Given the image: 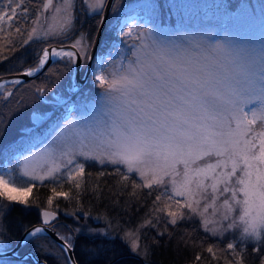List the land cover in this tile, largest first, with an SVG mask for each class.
<instances>
[{
  "label": "snow or ice",
  "instance_id": "obj_1",
  "mask_svg": "<svg viewBox=\"0 0 264 264\" xmlns=\"http://www.w3.org/2000/svg\"><path fill=\"white\" fill-rule=\"evenodd\" d=\"M105 3L106 0H94L93 9H103ZM51 5L52 0H46L43 8L49 9ZM70 6V0H65V5L57 8L58 13L64 12L63 22L57 26L59 31H66L71 24ZM20 7L18 0H6V4L0 0V31L3 22L18 16ZM73 47L83 59H88L87 45L81 46L78 40ZM51 56L67 57L69 63L76 61L71 51L53 50ZM48 60L49 52L45 50L38 67L25 75H33ZM126 60L127 63L114 65L106 74L95 76L103 95L89 117L73 119L69 111L52 146L46 149L47 167L37 171L31 166L35 157H29L23 161L22 175L29 181H45L54 179L63 167L67 180L79 189L85 175L84 162L122 164L128 173H138L144 181L142 185L134 184V188L171 184L168 196L171 203L164 209L170 217L168 223L176 225L184 219L185 213L180 209L187 208L202 218L205 231L215 235L227 230L216 225L228 220L233 208L238 206L242 213L239 219L244 224L241 239L261 242L264 237V49L235 46L231 41L166 43L150 37L140 46L133 44ZM4 88L0 83V89ZM69 91L75 92L76 86ZM257 102L258 107L246 111ZM194 112L198 114L193 115ZM36 119L34 116L33 120ZM165 177L170 179L166 181ZM123 179L127 181V175ZM206 180L211 183L206 184ZM229 192L231 197H225L220 205L224 209L220 220L205 217L210 206L215 216L217 194ZM31 193L30 184L0 175V197L27 207ZM60 196L68 198L69 194L53 189L48 204ZM175 197H184V202ZM200 199H211L203 211L198 210ZM172 204L175 210L171 209ZM43 217L47 224L54 214L45 211ZM209 224L213 227L209 228ZM234 226V223L228 225ZM42 231L38 227L30 235ZM60 239L64 240L65 251L72 249L71 236ZM233 247L228 244L229 249ZM136 248L133 240L132 250L135 252ZM207 251L215 256L213 248ZM235 264L242 261L237 258Z\"/></svg>",
  "mask_w": 264,
  "mask_h": 264
},
{
  "label": "rangeland",
  "instance_id": "obj_2",
  "mask_svg": "<svg viewBox=\"0 0 264 264\" xmlns=\"http://www.w3.org/2000/svg\"><path fill=\"white\" fill-rule=\"evenodd\" d=\"M43 1L18 0L21 3L18 16L11 21L6 20L2 23L3 31H0V49H2L0 50V76L18 74L34 69L36 66H28L21 70L18 65L29 64L31 58L41 47L58 46L59 44L73 47L76 41L79 40L81 46L87 45L85 53L88 56L95 32L94 34L87 33L86 26H82L84 24L83 19L85 17L86 19L95 20L94 16H96L98 24L103 9H93L94 0H70L71 24L67 26L66 31H59L57 26L63 22L64 12L60 11L58 13L57 8H62L65 5V0H52L49 9H42ZM120 1L112 0L102 33L95 45L93 57L90 61L91 65L88 68L84 83L75 92L68 91L69 96L56 110H53L54 107H51V109L42 103L41 94L48 96L52 92L58 91L63 95L67 91H63L62 87L69 86L70 89L67 79L70 80L74 65L69 63L67 57H54L53 62L42 73L32 79L24 80L17 85L13 82L3 83L7 85L4 89H0V93H3V95H0V175L6 174L16 180L17 183L30 184L31 187L48 181L51 186L55 185L56 192H67L74 188V184L67 180L66 169L63 167L54 179L29 181L27 177L22 175L23 161L29 157H35L31 161L33 168L40 171L47 167L46 149L52 146L54 138L64 126L69 111L73 119H81L89 117L96 110L103 95V88L95 80V76L106 74L112 70L114 65L118 67L127 63L126 57L131 55L133 44L140 46L148 42L151 37L166 43L170 41L181 43L188 40L204 41L206 43L231 41L257 51L264 49V0H132L123 6L119 5ZM2 2L6 4V0H2ZM128 11L129 13H127ZM17 28L20 29L19 32H17ZM49 29L53 30L49 31ZM30 34L31 39H29ZM104 35L107 37L103 39V42L116 35L119 44H117V48H108L105 55L104 53L97 55V51L101 49L100 39ZM75 50L77 51L76 48ZM77 54L79 56L78 78L82 79L87 60L83 59L80 53L77 52ZM64 59L68 60V63L62 64V62H66ZM3 69L7 72H4ZM18 69L19 72L16 71ZM42 91L43 93H41ZM254 107H258V102L249 105L246 111ZM38 109L43 111L51 109V111L46 115L47 118L41 123V126L38 125V128H34L27 135H20L23 131V129L21 130L22 126L30 121L31 114H38ZM197 114L196 112L193 113V115ZM259 124L260 121L257 120V126ZM15 129L18 133L15 132ZM19 135L21 137L17 138ZM78 159L83 161L82 157ZM214 161L215 158L212 162ZM84 163L95 165L96 169H111L122 175V177L127 175V177L135 179L141 185L144 182L140 179L138 173H128L126 167L122 164H100L97 161ZM106 172L111 173L108 170ZM169 179V177H165L166 181ZM205 183L209 184L211 181L206 180ZM62 185L65 188L64 190L61 189ZM153 187L165 196L164 209H166L171 203L168 200V196L171 195V184L153 185ZM220 187L222 188L223 185ZM49 193L50 197H53V190H49ZM208 195L211 196L210 188L208 189ZM225 197L230 198L231 193H225L224 195L218 193L215 216H213V207L210 206L204 214L205 217L209 220L219 221L220 214L224 211L220 208V205L224 203ZM239 198L241 197L238 195ZM48 199L41 205L43 208L39 212L49 211L55 214V217L58 216L59 213L55 212L57 209L48 204ZM175 199L184 202V197H175ZM8 202V200L1 197L0 214L4 211ZM38 204L33 203L32 207H36ZM205 204L210 205L211 199H200L198 210L203 211ZM175 207V204L171 205L172 210H175ZM75 211L79 212L81 210L74 209V213H72L75 214ZM180 211L185 213V218H187L186 214H190L194 219V224H196V227H194L195 232L200 231L198 237H200L201 246H204L205 252L208 254L207 257H209L206 264H235L237 258L243 263L240 254L245 253L246 244L249 243L250 246L255 247L252 252L260 244V242L251 240V238L241 239L244 224L239 219L242 213L238 206L233 208L228 220H223L221 224L216 225V227L222 226L227 230L215 235L211 231H205L202 226V218L199 215L192 213L187 208L180 209ZM61 212L65 215L71 214L69 211ZM80 214L82 216L78 220L73 219L69 227L62 225L60 234L55 233L63 243L64 240L60 237H72L70 232L72 228L74 234L81 233L87 236L117 238L125 246L127 254H131L140 260L145 257V250L139 239V227L133 228L126 224L122 226L113 219L90 216L85 211L80 212ZM86 217L91 218V221L97 225L88 222ZM169 219L170 217L166 215L163 221L171 227L172 224L168 223ZM180 221L181 219L177 223ZM53 222L48 224L51 229ZM232 223L235 226L229 228L228 225ZM208 227L212 228L213 225L209 224ZM191 232L193 234V231H189L188 234H191ZM40 234L46 235L43 232L37 235ZM31 237L33 236L29 238ZM26 240L27 238L24 241ZM133 240L137 244L135 252L132 250ZM262 242L264 243V237H262ZM229 243L233 244V249L228 248ZM4 246L5 243L0 240V251L8 250ZM209 247L213 248L215 256L207 251ZM43 248L49 254L56 252L49 245ZM201 248L203 249V247ZM17 255L20 254L17 253ZM258 257L261 260L260 264H262L264 254L258 255ZM24 259L0 258V264H21L19 261ZM200 264H204V262Z\"/></svg>",
  "mask_w": 264,
  "mask_h": 264
},
{
  "label": "trees",
  "instance_id": "obj_3",
  "mask_svg": "<svg viewBox=\"0 0 264 264\" xmlns=\"http://www.w3.org/2000/svg\"><path fill=\"white\" fill-rule=\"evenodd\" d=\"M129 1L132 0H121L119 5L123 6ZM94 17L95 20L86 19L85 17L83 19L84 24L82 26H86L89 34L96 33L98 24L97 17ZM105 37L107 36L104 35L100 39L101 49L97 51V55L103 53L105 55L108 48H117L116 44H119L116 35L103 42ZM42 48L36 51L29 64L18 65V68L22 70L28 66H36ZM64 60L66 62H62V64L68 63V60ZM19 69L16 71L19 72ZM4 72H7V70H4ZM15 132H17L16 129ZM26 132L28 131H24V133ZM106 170L111 171V173H107ZM101 172H103V175H101ZM82 179L83 183L79 189L74 187L67 191L68 198L53 199L51 206L57 209L56 213H59L51 224L53 231L60 234L61 226L69 227L73 219L78 220L82 216L80 212L83 213V211L90 216L107 217L117 221L122 226L126 224L133 228L139 227V239L145 250V257L140 260L131 254H127L125 246L117 238L87 236L81 233L74 234L71 228L70 232L73 238L71 253L75 264L208 263V254L205 252L204 246H201L200 237H198L200 231L195 232L194 230L196 224H194L192 216L186 214L187 218L181 219L179 223L169 227L163 221L167 215L164 210L165 196L154 187L151 189L134 188V184H139L135 179L128 177V180L125 181L119 173L111 169H96L95 165L89 163L85 164V175ZM61 187L62 190L65 189L63 185ZM53 189H55V185L51 186L46 181L41 185L32 186V193L28 197L27 207L14 202L7 203L4 211L0 214V240L5 243L4 247L6 249L11 248L26 229L40 223L38 212L43 208L41 205L50 198L49 190ZM33 203L39 204L32 207ZM74 209L81 211H75V214H73ZM61 211H69L71 214L65 215ZM86 219L88 222H92L91 218L86 217ZM189 231H193V234L192 232L188 234ZM47 245L54 248L56 252L54 254L47 253L43 248ZM254 248L249 243L246 244L245 253L241 257L244 264L261 263L258 255L264 254V243L261 241L255 251L252 252ZM17 253L20 255L31 253L38 262L43 264H67L62 249L51 238L43 234L28 238L21 244ZM197 256L200 257L199 260H197ZM19 262L21 264H34L28 259Z\"/></svg>",
  "mask_w": 264,
  "mask_h": 264
},
{
  "label": "water",
  "instance_id": "obj_4",
  "mask_svg": "<svg viewBox=\"0 0 264 264\" xmlns=\"http://www.w3.org/2000/svg\"><path fill=\"white\" fill-rule=\"evenodd\" d=\"M45 2H46V0L43 1V4ZM111 3H112V0H106L105 6H104V8L102 10V13H101V16H100V20H99V23H98V27L96 29V33H95L94 38H93L91 49H90L89 54H88V59H87V62H86V68H85V72H84V75H83L82 79L78 78L79 56H78L77 51L75 50L74 47H72V46H63V45H58V46L50 45V46L43 47L42 50L40 51V60H41L45 50H47L49 53L52 50H54V49H56V50H58V49H64V50L68 49V50H71L73 52V54L76 56V61L73 63L74 69H73L72 75L70 76V84H71L72 87H73V85H75L76 86V90L81 86L82 83H84L85 76H86V74L88 72L90 61H91V59L93 57V51H94L95 45H96L97 41L99 40L100 35L102 33L104 22H105V19H106V16H107V13H108V10H109V7H110ZM42 9H44L43 6H42ZM50 54H49V60L44 63L43 67H40L37 71L33 72V75H31V76L25 75V73L28 72V71H26V72H20L18 74L0 76V83H7V82H14V81H19V83H21L24 80H28V79H32V78L36 77L37 75L42 73L44 71V69L53 61L54 57H52ZM40 60H39V63H40ZM39 63L36 65L35 68L38 67ZM19 83H15V85H17ZM34 116L37 118L35 121L33 120ZM45 118H46V116L41 117L39 114L33 113L30 116V121L34 125L37 126V125H40L45 120ZM0 199H1V197H0ZM44 212L45 211H40L39 212V217H40V223L39 224H36V225L31 226L30 228L26 229L25 232H23L21 234V236L19 237L17 242L14 244V246H12L10 249L4 250V251H0V258H17V259L28 258L34 264H43V263L38 262L31 253H24L22 255H17V251H18L19 247L21 246V244L24 242V240L30 235V233L32 231H34L36 228L39 227V228L43 229V231H42L43 233H45L49 238H51L62 249V251L64 252L65 257L67 259L68 264H75L73 256H72V253H71V250L65 251L62 248V245L64 243L61 240L58 239V237L54 234L53 231L50 230V226L43 222L44 221V217H43V213ZM54 217H55V214H54ZM51 220L52 219H50L49 222Z\"/></svg>",
  "mask_w": 264,
  "mask_h": 264
},
{
  "label": "flooded vegetation",
  "instance_id": "obj_5",
  "mask_svg": "<svg viewBox=\"0 0 264 264\" xmlns=\"http://www.w3.org/2000/svg\"><path fill=\"white\" fill-rule=\"evenodd\" d=\"M49 45V44H48ZM59 45H61V44H59ZM63 45V44H62ZM99 46V45H98ZM90 65H91V62H90V64H89V67H90ZM68 77V76H67ZM68 80V84H69V79H67ZM5 85H7V84H5ZM62 89H63V91L64 90H66L67 91V93L66 94H63V95H61V93L59 92L58 93V91H56V92H52L51 94H49L48 96H45V95H43V94H41V101H42V103L43 104H45V106L47 105L48 107H54V109L53 110H56L60 105H62V103L64 102V100H65V98L66 97H68L69 96V86L68 87H62ZM41 93H43V91L41 92ZM43 107V106H42ZM44 108V107H43ZM51 108V109H52ZM51 109H47L46 111H43L42 109H38L39 110V112L38 111H35V112H38V114L41 116H45V115H47L50 111H51ZM51 114V113H50ZM39 126H41V125H39ZM38 128V126H35V125H33V123H31V121H29L28 123H25V125H23L22 126V128H21V130L23 129V131H22V134H20V135H23V133H24V131H25V129H31V130H33L34 128ZM30 131H28V132H26V133H24L25 135H27L28 133H29ZM18 136L17 138H19V137H21V136Z\"/></svg>",
  "mask_w": 264,
  "mask_h": 264
},
{
  "label": "bare ground",
  "instance_id": "obj_6",
  "mask_svg": "<svg viewBox=\"0 0 264 264\" xmlns=\"http://www.w3.org/2000/svg\"><path fill=\"white\" fill-rule=\"evenodd\" d=\"M54 50H56V49H54ZM52 51H53V50H52ZM52 51H51V52H52ZM56 51H71V50H68V49H65V50H64V49H58V50H56ZM51 52H50V53H51ZM71 52H72V51H71ZM50 53H49V54H50ZM50 55H51V54H50ZM56 217H57V216H56ZM56 217H55L54 219H52L49 223H47V225L50 224L51 222H53V221L56 219ZM50 230L52 231L51 227H50ZM54 234H55V232H54ZM30 236H31V235H29V236L27 237V239H28ZM46 236H47V235H46Z\"/></svg>",
  "mask_w": 264,
  "mask_h": 264
},
{
  "label": "clouds",
  "instance_id": "obj_7",
  "mask_svg": "<svg viewBox=\"0 0 264 264\" xmlns=\"http://www.w3.org/2000/svg\"><path fill=\"white\" fill-rule=\"evenodd\" d=\"M233 45H235V46H242L241 44H237V43H233Z\"/></svg>",
  "mask_w": 264,
  "mask_h": 264
}]
</instances>
